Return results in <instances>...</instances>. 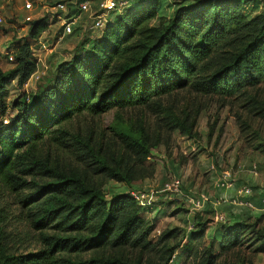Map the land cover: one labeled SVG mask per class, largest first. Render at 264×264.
Masks as SVG:
<instances>
[{"label": "trees", "instance_id": "trees-1", "mask_svg": "<svg viewBox=\"0 0 264 264\" xmlns=\"http://www.w3.org/2000/svg\"><path fill=\"white\" fill-rule=\"evenodd\" d=\"M72 1L57 2L68 5V21L79 2L97 0ZM123 1L127 6L111 12L96 36L85 31L83 51L60 63L36 92L24 86L36 70L32 46L47 18L27 23L28 40L10 53L14 68H0L1 118L11 82L21 94L11 105L16 114L0 126V264H171L175 232L150 239L156 220L145 215L156 206L143 208L128 192L107 200L105 185L151 179L155 169L146 163L154 150L168 149L173 132L194 137L202 98L243 99L264 113L250 95L264 84V9L246 12L254 0ZM113 109L144 116L130 126L119 117L110 138L97 120ZM149 114L155 116L147 124ZM213 213H196L205 217L195 221L196 231L187 223L190 239H202L212 220L205 215ZM257 217L218 221L221 251L241 246ZM255 235L248 244L264 242V232ZM195 260L218 264L211 245Z\"/></svg>", "mask_w": 264, "mask_h": 264}, {"label": "rangeland", "instance_id": "rangeland-1", "mask_svg": "<svg viewBox=\"0 0 264 264\" xmlns=\"http://www.w3.org/2000/svg\"><path fill=\"white\" fill-rule=\"evenodd\" d=\"M58 1L65 0H0V19L2 20L0 23V68L4 71L14 68L6 55L11 53L18 42L28 40L25 16H30L33 21L41 18L48 19V28L39 37L41 44L36 42L32 46L34 57L39 58L40 61L38 71L24 86L26 93L36 92L38 88L45 86L53 78L60 63L68 61L75 54L83 51L80 43L85 39L86 26L94 11L81 14L78 19L81 24L72 25L71 31L79 26L82 27V32L80 31L76 35L75 33L71 34L69 37H61L59 29L63 22H66V13L51 7ZM25 2L32 3L33 7L30 11L23 9ZM72 3L76 4V0H73ZM66 7L69 9L68 5ZM263 9L264 0H254L251 5L247 6L246 12L249 16H254ZM165 12L170 13V11ZM96 34L97 32H94L91 37ZM7 89L6 103L9 105V110L5 118L0 117V126L6 124V120L16 114L11 105L21 95L20 91L16 89L15 82H11ZM250 95L255 96V99L264 106V84L256 90H251ZM179 96L182 97L184 94L180 93ZM198 103L203 104L204 107L196 115L194 137L188 139L173 132L169 148L162 146L157 148L146 163L156 171L152 177L155 181L154 185L127 188L124 184L109 181L104 187L107 200L136 188L158 190L159 184L162 185L175 178L181 181L183 193L188 189L189 184L193 187L200 182V187L205 192L201 196L206 195L201 211L192 209L193 213H190L191 199L187 193H182L183 197L182 195L160 197L161 199L165 198L164 203L159 202L161 209L157 213L150 211L145 215L147 220H156L154 222L155 229L150 239L156 240L160 234L170 230L175 232L172 243L177 244V248L171 264H197L195 255L210 245L213 253L218 256V264H264V242L247 243L248 239L256 236L255 232L261 234L264 232V211H260L258 217L256 216V219L250 221L249 224L255 223V228L247 229L246 241L241 246L228 252H222L219 245L222 236L219 231L222 230V226L216 220V215L220 213L218 210L204 209L207 204L213 206L210 203V198L214 199L211 188L215 175H211L208 171L211 164L216 171H229L231 176L238 172L237 176L242 178L240 179L242 184H247L243 179L245 176L251 175L253 184H258L260 186L255 185L257 188L264 189V117H261L264 116V113H257L259 109L254 110L253 105L246 104L247 102L243 99L232 98L222 101L212 97L202 98L197 101ZM185 105L186 101L180 102L177 105V110L181 112ZM140 116L144 115L137 110L117 111L113 109L100 116L97 125L101 132L110 137L112 129L119 122V117L125 126H130ZM146 116L145 122L152 123L155 115ZM252 166L256 167L254 174ZM198 168L200 175L207 171L201 181L193 179V172ZM204 187L205 189H203ZM198 188L191 189L195 191V195L196 193L201 194L200 188ZM205 211L210 213L214 211V213L205 215L206 217L210 216L212 220L205 223L204 236L202 239H190V233L194 231H187V223L195 224V221L203 223L205 217L201 215L203 218L201 216L196 218V213ZM227 219L226 222H228ZM194 230H197L196 224Z\"/></svg>", "mask_w": 264, "mask_h": 264}, {"label": "built area", "instance_id": "built-area-1", "mask_svg": "<svg viewBox=\"0 0 264 264\" xmlns=\"http://www.w3.org/2000/svg\"><path fill=\"white\" fill-rule=\"evenodd\" d=\"M128 4L127 1L123 0H97L94 2L90 1H82L79 2L76 6L78 10V15L73 17L70 21L66 18V22H63L62 26L60 27V36H68L72 34L73 31L72 25H76L78 19L80 18V15L83 13H89L92 10L94 11L87 23L86 30L89 32H97L104 28L108 15L116 10H121L124 7H126ZM33 5L31 2H25L23 9L25 11H30L32 9ZM54 9H57L59 11H62L68 14V9L66 7V4H60L57 3L54 7ZM65 16V17H66ZM38 20V19H37ZM24 21L27 23L33 22L30 16H25ZM0 23H2V20L0 19ZM26 23V24H27ZM59 29V30H60ZM59 36V37H60ZM37 44H41L39 38L36 41ZM35 42V43H36ZM7 58L11 61L12 55L7 54ZM35 58V57H34ZM36 70L34 74L38 71L39 66V58L36 59ZM34 74L32 76H34ZM31 76V77H32ZM212 170H214V167H211ZM256 167L252 166V173L254 174ZM233 176H231V173L229 171H222L218 178L214 182V187L216 189L221 190H228L233 187ZM129 195L133 198V200L141 207L143 208H152L153 206H160L161 203H164L165 198H160L161 196L166 195H175L180 196L182 195L181 190V181L178 180V178H175L169 182H165L162 184V186L158 190H141V189H133L128 191ZM252 195V190L249 186L244 185L241 188H239L237 196L230 199H221L220 201L223 203H227L229 205L235 206V207H247L251 208V204L245 201L246 198L250 197ZM205 202V197L199 196L198 198H191L190 203L193 206L194 209H199L202 207L203 203ZM262 204L264 205V198L262 199ZM225 217L222 214L216 215L217 221H224ZM187 231H190L192 229V226L188 224L186 226Z\"/></svg>", "mask_w": 264, "mask_h": 264}, {"label": "crops", "instance_id": "crops-1", "mask_svg": "<svg viewBox=\"0 0 264 264\" xmlns=\"http://www.w3.org/2000/svg\"><path fill=\"white\" fill-rule=\"evenodd\" d=\"M2 8V7H1ZM77 25H80L81 22L77 21L76 23ZM213 165L211 164L210 167L208 168V171L211 173V175H215L214 177V180L212 182V190H213V197L214 199L210 198V203L213 205L212 207L211 206H208V204L204 207V209L206 210H215V211H219L220 214L224 215L226 218H230L231 216H234V218H242L245 216L246 213H248L249 215L253 216V217H256L257 215H259L260 213V205H261V198L263 197L264 195V189L262 188H257V186L255 185H258V184H253V179H252V176L251 175H247L245 176V179H243L247 184H242V182H240L242 178H240L239 176H237V173H233V187L228 189V190H221V189H216L214 187V182L215 180L218 178V176L220 175L221 171H216V169L214 168V170L211 169ZM214 167V166H213ZM200 169L198 168L196 171L193 172V179H196L197 181H201L203 178H204V174L207 173V171H204L201 175L199 174ZM199 171V173H198ZM156 173V171H155ZM155 181H153V179H146L142 182H138V183H135L132 185V187H139L140 185H144V186H150V185H154ZM160 187L162 186L161 184H159ZM244 185H247V186H250L252 188H255L253 189V195L252 197H250L249 199H251L252 203H253V207L251 209V211L247 210V209H244L242 207H233V206H230L229 204L227 203H223L221 202L220 200L221 199H230V198H234L237 196V193H238V190L239 188H241L242 186ZM195 185H192L189 184L188 186V189L185 191V193H182L183 194H188L190 199L191 198H198L199 196H201L203 193L205 194V192H203L204 190H202V187H200V182H198L197 186L195 187H199L200 188V192L201 194H197L195 195V191H192L191 189L192 188H195L194 187ZM260 186V185H258ZM128 188V187H127ZM198 188V189H199ZM136 189H139V188H136ZM205 189V187L203 188ZM183 194H182V197H183ZM185 197V195H184ZM203 197H206L203 196ZM204 204V203H203ZM191 205V204H190ZM161 206L159 207H156V209H154V211L157 213L159 211V209ZM193 206L191 205L190 206V213H193V210L194 208H192ZM201 208H199L198 210L196 211H201L200 210ZM230 216V217H229ZM155 218V217H154Z\"/></svg>", "mask_w": 264, "mask_h": 264}, {"label": "water", "instance_id": "water-1", "mask_svg": "<svg viewBox=\"0 0 264 264\" xmlns=\"http://www.w3.org/2000/svg\"><path fill=\"white\" fill-rule=\"evenodd\" d=\"M36 22H34L33 24H35Z\"/></svg>", "mask_w": 264, "mask_h": 264}]
</instances>
